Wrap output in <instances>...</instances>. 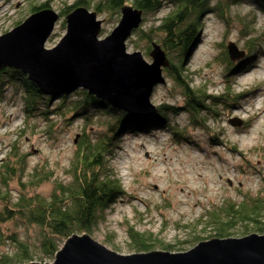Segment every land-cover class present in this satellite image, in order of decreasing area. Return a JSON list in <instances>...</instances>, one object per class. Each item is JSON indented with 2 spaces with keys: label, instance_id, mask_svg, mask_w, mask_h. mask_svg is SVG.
I'll return each instance as SVG.
<instances>
[{
  "label": "rangeland",
  "instance_id": "rangeland-1",
  "mask_svg": "<svg viewBox=\"0 0 264 264\" xmlns=\"http://www.w3.org/2000/svg\"><path fill=\"white\" fill-rule=\"evenodd\" d=\"M46 1L49 7L45 9L59 15L75 0H0V36L27 19L33 6ZM215 6L222 9V17L217 13L202 15L198 42L184 63V74L189 87L200 90L208 99L206 107L210 104L217 115L210 116L202 125L204 128L190 126L182 108V90L164 70L165 84L153 88L150 102L156 107H174V114L164 116V122L169 120L172 125L169 129L163 128L164 124L153 126L147 133L123 130L106 157L109 171L120 182L123 194L110 204L104 222L91 238L117 254L136 253L126 232L129 227L172 247V251L160 246L155 250L186 252L210 240L206 238L213 232L211 228L203 229L204 213L227 200L240 202L242 194L249 193L255 199L264 195V94L253 93L264 89V12L253 0H212L211 7ZM170 10L166 4L156 14L145 15L138 29L145 33L153 31ZM119 18L120 12L118 17L97 16L103 20L104 31L99 38L108 35ZM65 34V24L58 19L44 48H55ZM153 37L156 42L157 36ZM246 41L256 43L252 47L256 54L251 58L245 57ZM229 42L244 52L242 58L229 61L236 70H229L226 64ZM149 47L136 35L126 42L127 53L138 51L148 63ZM20 96L7 87L0 92V160L12 146H17L27 154L28 171L36 166L52 172L54 179H63L81 134L101 130L107 118L95 117L86 123L82 116H74L68 126L55 118L50 132L41 119L25 117ZM55 102L56 99L49 103L51 108ZM232 121H240L241 125L233 126ZM174 127L184 132L185 141L172 136ZM208 133L214 135L213 142ZM53 181L42 184L38 190L47 195ZM1 227L0 252H9L11 244L6 237L18 228L12 223ZM18 230L23 237V227ZM28 234L34 241L35 231L29 229ZM241 236L237 229L230 238Z\"/></svg>",
  "mask_w": 264,
  "mask_h": 264
},
{
  "label": "trees",
  "instance_id": "trees-1",
  "mask_svg": "<svg viewBox=\"0 0 264 264\" xmlns=\"http://www.w3.org/2000/svg\"><path fill=\"white\" fill-rule=\"evenodd\" d=\"M211 1L132 0L128 3L127 0H75L60 11L59 19L64 23L65 16L79 7L94 11L97 16L108 14L109 17H118L119 10L124 5L142 10L143 18L145 15L156 14L167 4L171 8L170 12L160 19L159 25L153 31L145 33L137 29L131 36L136 35L148 42L150 47L146 54L151 51L153 43L164 52L169 62L165 71L182 90V108L187 115L188 124L202 128L210 116L217 114L209 107L210 104L206 107L208 99L204 98L200 90L189 87L185 80L184 63L198 42L202 15L217 13L222 17V9L219 6L211 7ZM253 1L264 12V0ZM48 7L49 2L46 1L33 6L29 13ZM20 23L17 22V25ZM103 33L102 30L100 35ZM153 36H157L156 42L153 41ZM254 44L256 43L249 41L244 43L245 57L251 58L256 54L252 48ZM226 64L229 70H236L229 60ZM4 87L21 94L25 117L41 119L50 132L54 126L52 120L55 118L64 126H68L74 116H82L86 123L94 120L89 118L92 116L107 118L105 127L101 130L85 131L81 134L63 179H54L52 172L51 174L48 170H39L36 166L28 171L27 154L22 153L17 146H12L9 153L0 160V228L12 223L18 229L22 226L25 233L22 237L17 228L16 231H10L6 237L11 244L10 251L0 252V264H25L36 260L44 263L45 260L53 259L54 254L70 236L86 233L92 237L98 225L104 222L105 212L110 204L123 194L120 182L107 166L106 157L115 147L113 141L123 130L135 134L147 133L148 129L153 126L160 127L162 124L163 128L169 129L171 122H164V116L167 113L169 116L174 114V107L160 105L154 114L132 118L98 101L83 89H71L48 96L34 87L26 75L13 69L0 70V92ZM54 99L55 106L51 108L49 103ZM171 132L175 139H187L182 134L183 131L172 128ZM208 134L213 142L214 135ZM52 180L51 191L47 195L42 194L38 188ZM203 216L206 218L203 229L211 228L213 232L206 239L230 238L237 229L242 236L264 234V195L255 199L249 193L242 194L240 202L224 201L220 207L204 213ZM29 229L36 233L34 241L30 240ZM126 232L131 248L136 253L149 252L159 246L163 250L172 248L161 245L151 235L139 233L133 227H129Z\"/></svg>",
  "mask_w": 264,
  "mask_h": 264
},
{
  "label": "water",
  "instance_id": "water-1",
  "mask_svg": "<svg viewBox=\"0 0 264 264\" xmlns=\"http://www.w3.org/2000/svg\"><path fill=\"white\" fill-rule=\"evenodd\" d=\"M118 24L103 38V20L84 7L65 16V36L55 48L45 49L59 15L50 9L32 13L10 32L0 36V70L15 69L40 91L53 95L81 88L125 115L145 117L159 106L150 102L152 90L164 85L168 59L152 44L151 62L140 52H126V41L142 21L141 10L124 5ZM101 39V40H100ZM229 61L244 56L235 44L226 45ZM240 126V122H231ZM25 264H264V235L213 238L186 252H149L120 255L83 233L67 238L52 262Z\"/></svg>",
  "mask_w": 264,
  "mask_h": 264
},
{
  "label": "bare ground",
  "instance_id": "bare-ground-1",
  "mask_svg": "<svg viewBox=\"0 0 264 264\" xmlns=\"http://www.w3.org/2000/svg\"><path fill=\"white\" fill-rule=\"evenodd\" d=\"M134 9H136V8H134ZM137 10H139V9H137ZM141 11H142V10H141ZM36 12H37V11H36ZM142 12H143V11H142ZM142 16H143V15H142ZM96 17H97V14H96ZM64 19H65V18H64ZM118 22H119V20H118ZM118 22H117V24H118ZM141 22H142V21H141ZM117 24H116V25H117ZM101 29H102V27H101ZM136 30H137V29H136ZM136 30H134L133 32H135ZM100 33H101V31H100ZM131 35H132V34H131ZM127 41H128V40H127ZM127 41H126V42H127ZM153 44H154V43H153ZM262 54H263V53H262ZM263 56H264V55H263ZM7 69H8V68H7ZM9 69H12V68H9ZM13 70H15V69H13ZM17 71H19V70H17ZM163 73H164V72H163ZM34 87H35V86H34ZM37 89H38V88H37ZM79 89H81V88H79ZM38 90H39V89H38ZM39 91H40V90H39ZM41 92H42V91H41ZM43 93H44V92H43ZM244 93H245V92H244ZM244 93H243V94H244ZM253 93L263 95V94H264V89L255 90ZM44 94L50 96V94H47V93H44ZM255 94H254V95H255ZM53 95H55V94H53ZM54 98H56V97H54ZM97 100H98V99H97ZM98 101H100V100H98ZM100 102H102V101H100ZM102 103H104V102H102ZM233 106H235V105H233ZM158 110H159V109H157V111H158ZM157 111H156V112H157ZM207 111H208V110H204V112H207ZM156 112H154V113H156ZM154 113H153V114H154ZM89 118L94 119L95 117L92 116V117H89ZM82 119L84 120L85 118H82ZM87 119H88V118H87ZM239 122H240V121H238V123H239ZM170 125H172V124H170ZM173 125L176 127V124H175V123H174ZM240 125H241V122H240ZM172 127H173V126H172ZM175 127H174V128H175ZM216 145H220V143H219V142H216ZM249 235H250V234H249ZM257 235H259V234H257ZM260 235L262 236V235H264V234H260ZM246 236H248V235H246Z\"/></svg>",
  "mask_w": 264,
  "mask_h": 264
}]
</instances>
